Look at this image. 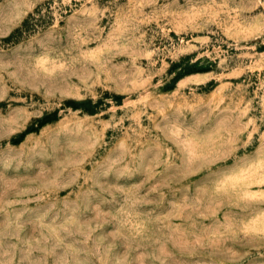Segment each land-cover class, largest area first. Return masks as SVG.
<instances>
[{"label": "rangeland", "instance_id": "374dc122", "mask_svg": "<svg viewBox=\"0 0 264 264\" xmlns=\"http://www.w3.org/2000/svg\"><path fill=\"white\" fill-rule=\"evenodd\" d=\"M0 264H264V0H0Z\"/></svg>", "mask_w": 264, "mask_h": 264}]
</instances>
